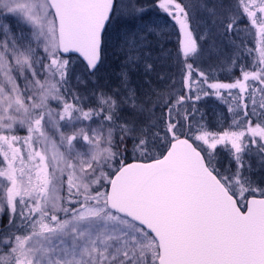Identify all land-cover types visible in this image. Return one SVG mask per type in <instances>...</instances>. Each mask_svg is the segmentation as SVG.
<instances>
[{
	"label": "snow or ice",
	"instance_id": "obj_1",
	"mask_svg": "<svg viewBox=\"0 0 264 264\" xmlns=\"http://www.w3.org/2000/svg\"><path fill=\"white\" fill-rule=\"evenodd\" d=\"M0 35V264H264V0H0Z\"/></svg>",
	"mask_w": 264,
	"mask_h": 264
},
{
	"label": "rangeland",
	"instance_id": "obj_2",
	"mask_svg": "<svg viewBox=\"0 0 264 264\" xmlns=\"http://www.w3.org/2000/svg\"><path fill=\"white\" fill-rule=\"evenodd\" d=\"M151 2H152V0H141V3L146 4V5H150ZM193 3H196V0H193ZM160 15L163 16L162 13ZM2 38H3V36L0 35V39H2ZM162 44L167 49L174 51L175 44H176L175 35H171L170 37L164 38L162 40ZM106 55H107L106 63L102 67V69L98 75V79H97V83L100 86H110L116 82V80H117L116 73L119 72L120 65L122 62V56H120L118 53H116L114 48H110ZM161 67H163V71L166 74V76L168 77V81L163 82L162 80L158 79L155 74H153V75H151L150 79L151 78L153 79V77H154L156 79V82H154L155 84H153V80H151L152 81V87L159 88V86H157L156 83L157 82H158V84L160 83V87H161V82H162L165 85V87H168L171 89L172 88L179 89L181 87V74H180L179 67L172 61H169L168 63L164 64L163 66L158 64L157 65V71L158 72L161 71ZM73 83H75V81H73ZM143 83H144V81H142V84ZM80 87H81V91L83 92V86H80ZM201 103H204L205 107L207 106V108L206 109L204 108V109L209 112V115H207L206 121L210 127L215 129L216 127L220 126L222 123H230L231 122L230 117L226 122L223 119L225 116H228L227 109H226V106L224 104L219 103L214 98L209 99L208 101H206V103L203 100V101H201ZM4 218L7 219L6 217H4Z\"/></svg>",
	"mask_w": 264,
	"mask_h": 264
},
{
	"label": "trees",
	"instance_id": "obj_3",
	"mask_svg": "<svg viewBox=\"0 0 264 264\" xmlns=\"http://www.w3.org/2000/svg\"><path fill=\"white\" fill-rule=\"evenodd\" d=\"M220 77H221V79H228V77L224 73H221ZM144 79H146V78H143L141 75H135V74L133 75V82L136 85H142V81H144ZM151 80H153V84H155L154 82H156V79L153 77V79L151 78ZM162 81L163 82H167L168 79L167 80H162ZM156 84H157V86H159V89H167L168 91H172V90H177L178 91L181 88L180 87L179 89H174V88L171 89V88L165 87V85L162 82H161V87H160V83L158 84V82H157ZM101 87H104L106 89L109 86H101ZM201 101H203V100H201ZM201 101L198 102V105L201 108V110L205 113V117L207 118V115H209V112L207 110H205L207 108V106L205 107L204 103H201ZM206 101H208V100H204L205 103H206ZM53 104H54V102H53ZM6 223H7V219H5L4 216H0V230H2L4 228V225Z\"/></svg>",
	"mask_w": 264,
	"mask_h": 264
}]
</instances>
